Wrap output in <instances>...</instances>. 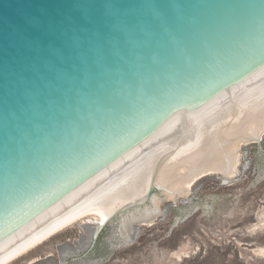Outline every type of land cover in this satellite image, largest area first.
Instances as JSON below:
<instances>
[{"label": "water", "instance_id": "95a60500", "mask_svg": "<svg viewBox=\"0 0 264 264\" xmlns=\"http://www.w3.org/2000/svg\"><path fill=\"white\" fill-rule=\"evenodd\" d=\"M263 133L264 0H0V264Z\"/></svg>", "mask_w": 264, "mask_h": 264}, {"label": "rangeland", "instance_id": "374dc122", "mask_svg": "<svg viewBox=\"0 0 264 264\" xmlns=\"http://www.w3.org/2000/svg\"><path fill=\"white\" fill-rule=\"evenodd\" d=\"M237 158L235 181L213 174L174 197L153 189L103 228L79 221L11 264H264V133Z\"/></svg>", "mask_w": 264, "mask_h": 264}, {"label": "bare ground", "instance_id": "6f19581e", "mask_svg": "<svg viewBox=\"0 0 264 264\" xmlns=\"http://www.w3.org/2000/svg\"><path fill=\"white\" fill-rule=\"evenodd\" d=\"M258 138H259V137H258ZM256 139H257V138H256ZM253 140H255V139L244 140V141L240 142L238 149L240 148V146H241L243 143H245V142H251V141H253ZM237 159H238V158H236V165H237V162H238ZM210 175H213V174L205 173L204 175H202V176H200L199 178L195 179V180L191 183L190 188H191V187L194 185V183H196L198 180H200V179H202V178H204V177L210 176ZM190 188H189V190H190ZM164 190H165V189H163V192L168 193V195H169L170 197H174V196H176V195H182V196H183V195H186V194L188 193V191H189V190H188V191H186V192H184V193H181V192H174V191H169V190H165V191H164ZM148 193H149V192H148ZM131 204L133 205V204H135V203L132 202V203H130V204H128V205L130 206ZM128 205L124 206V207L121 208L120 210L124 209L125 207H128ZM120 210L116 211L114 214H116V213L119 212ZM145 210H146V209H145ZM143 212H144V211H143ZM153 212H154V211H153ZM149 213H150V212H149V210H148L147 213H146V216L149 215ZM114 214H113V215H114ZM113 215H112V216H113ZM112 216H111V217H112ZM149 216H150V215H149ZM111 217H110L107 221H105V222H101V221L95 219V218L92 217V216H82V217H80V218H77V219H75V220L69 222L68 224L64 225V226L61 227L60 229L56 230V231L53 232L52 234L48 235L47 237H45V238L42 239L41 241L37 242V243L34 244L33 246L29 247V248L26 249L25 251L21 252L20 254H18L17 256H15L14 258H12L11 260L7 261V262L4 263V264H11V263L15 262L16 260H19L20 258H22V257H24V256H26V255H28L30 252H32L33 250L37 249L39 246L43 245L45 242H47L48 240H50L52 237L58 235L59 233L63 232L64 230H66L67 228H69L70 226L76 224V223L79 222V221L86 220V219H90V220H92L90 223H95V222H96V225L98 224L99 227H101L102 225H105V224L111 219ZM147 217H148V216H147ZM147 217L144 218V220L150 221L149 219H147ZM93 220H95V222H93Z\"/></svg>", "mask_w": 264, "mask_h": 264}]
</instances>
